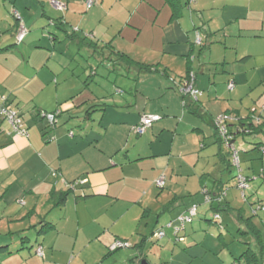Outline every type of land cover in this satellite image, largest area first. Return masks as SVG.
<instances>
[{"label":"crops","instance_id":"crops-1","mask_svg":"<svg viewBox=\"0 0 264 264\" xmlns=\"http://www.w3.org/2000/svg\"><path fill=\"white\" fill-rule=\"evenodd\" d=\"M179 3L173 17L169 0H98L90 10L86 0H0V96L25 115L29 134L10 135L0 122V225L9 224L0 242V264H76L80 258L83 264H152L139 257L148 241V224L142 223L155 207L157 222L170 213L175 222L191 207L198 208L204 197L207 201V194L219 202L218 212H231L230 222L253 238L258 251L247 243L249 248L264 257L263 229L235 207L234 187L221 192L227 183L220 165L225 171H232V165L228 148L213 131L214 118L223 114L232 116V130L247 127L250 111L264 94V0ZM22 20L29 33L16 46L12 40L16 42ZM198 32L202 47L195 43ZM76 55L88 61L79 65L81 74L71 68ZM110 57L118 59L127 78L112 102L105 101L108 91L93 81L96 66L110 67ZM143 65H157L178 78L195 73L203 91L197 114L184 109L171 79L141 70ZM219 66L232 73L212 83L206 72ZM229 82L235 83L233 90ZM90 108L96 111L89 113ZM57 110L56 127L43 126L39 112ZM143 114L163 120L139 136L136 126ZM247 136L239 134L234 143L241 151L263 148L262 143L250 149ZM251 169L247 188L259 195L264 163L261 171ZM161 177L163 189L156 185ZM218 207L211 209L216 213ZM72 233L73 240L77 236L74 245ZM80 235L84 248L73 259ZM116 241L128 246L112 252ZM206 243L194 247L198 243L187 240L179 248L169 240L157 247L156 259L158 264L168 256L165 264H238L231 256L229 261L210 256ZM89 248L99 259L84 257Z\"/></svg>","mask_w":264,"mask_h":264},{"label":"rangeland","instance_id":"rangeland-1","mask_svg":"<svg viewBox=\"0 0 264 264\" xmlns=\"http://www.w3.org/2000/svg\"><path fill=\"white\" fill-rule=\"evenodd\" d=\"M13 11V9H12ZM61 35L65 34L63 31H60ZM14 43L15 42V38H13ZM197 43V40L196 42ZM198 49L200 48L199 45H197ZM76 48L71 47L70 51L72 54L76 53ZM50 55H54V52H50ZM87 55V54H86ZM55 57V56H54ZM84 57H88L85 56ZM114 58V57H113ZM115 59V58H114ZM52 63L53 60L55 61V58L51 59ZM63 61L66 62V60L64 58H62ZM93 64H96V59L90 60ZM88 62L87 59L84 60V58L82 59L81 57L76 55V58L74 59V61L72 62V67L76 68V73L77 74H81L82 71L79 65L80 64H85ZM112 62V60H111ZM110 63V67L112 64V67H114V63ZM98 63V62H97ZM88 64V63H87ZM105 64H99V66L97 65L96 67L99 68V72L97 76L93 75V81H95V83H98L100 85H102L107 91L108 93H105L106 98L105 101H109L112 102L113 98H117L118 94H121V92H119V90H117V87L120 86V83L122 82H127V78L125 77L126 72L123 68L120 69V71L116 72V71H111V68L109 67V65L107 66ZM176 73V72H175ZM209 74L210 81L212 83L214 82H219L221 80H223V78H225L227 75H230V71H224L222 69V67H216V69L213 67L210 68V70L208 72H206ZM88 75H85V77H87ZM175 77V76H174ZM177 79V82L181 79L178 77H175ZM264 99V94L262 95L261 100ZM261 100L256 103L259 104L257 106H255V108H261L263 102H261ZM253 101V100H251ZM107 103V102H104ZM253 103V102H252ZM109 104V103H107ZM243 109V108H242ZM243 112L245 114H247V110H243ZM260 111L258 110L256 115H259ZM254 115L251 114V117H253ZM96 119V118H95ZM59 120V118H58ZM49 121L46 119L44 120V124L43 126H48L49 127ZM51 128H54L53 126H50ZM214 131V128H213ZM215 132V131H214ZM253 137V139H252ZM255 136H247L246 139L248 142H251L250 145V149L256 147L260 144L263 143L264 144V136L262 134H259V138H254ZM241 138V137H240ZM250 138V139H249ZM249 139V140H248ZM255 139V140H254ZM242 141V140H241ZM235 148L239 151V161H240V168H238L237 166L234 165L233 160H232V171H225L224 170V166L220 165V167L222 166L223 169L221 170L220 174L223 173L224 177H225V182L227 183V188L225 189V192H223L224 194L227 193L228 191L233 190L232 187H234V189L238 192L237 195V203L235 204V207L238 209H244V213L246 214L247 217H253L255 222H258L259 226L263 229L264 232V211H260L258 213V215L253 216V208H257L258 207V201L261 200V203L264 204V189L261 190L259 195H256V193H251V190L249 192V188L245 189V194L247 195V198H244L242 195V191L237 189L235 187V185L233 184V182L236 181L237 176L239 174H241L242 176L246 177V175L248 176V174L250 176L249 179V184L251 185L252 181L251 179L253 178L252 176V169L253 167H257L258 171L262 170L263 167V163H264V156L262 154V149H253L254 151H250V152H246L248 149H244L243 151L240 150L239 148V144L237 143L236 145L234 144ZM264 148V146H263ZM219 167V169H220ZM221 167V168H222ZM224 170V171H223ZM216 171V168H215ZM248 173V174H247ZM222 175V174H221ZM233 176H236L235 178H233ZM233 184V185H231ZM160 194L163 193V191L161 190V192H159ZM204 197V196H203ZM226 197V195L224 196V198ZM223 200V199H222ZM223 206L225 205V201H222ZM211 206L214 207H218L219 206V202H211V201H206L205 197H204V201L203 203H201L198 206V214L197 216L190 222L185 224L186 229L181 230L177 235H176V231L175 229L178 228V226H181V223L177 222V220L175 222H172V218L170 217L173 213L170 214H166L163 217H161L158 221V217L156 215V207L154 209V213L152 214V216H150L147 220H145L141 226H145L144 228L148 227V241L146 242L145 246L143 248L140 249V251L142 252L141 255H139V257H145L148 258L152 264H158V259H156L157 253H156V249H158L157 247L161 248L162 246H164L165 243H167V241L170 240L171 245H175L176 247L182 248L188 241H196L198 244L194 245V247H197L198 245L201 246V244H203V240L205 241L207 239V242L205 245L206 247L208 246L210 248V252L209 255L210 256H214L217 259H222V260H228L227 256H231L232 257V263L233 260L235 259H241V255L243 254L244 251H246V249L250 247L254 250V251H258L257 250V246L254 243L253 238L250 235H244L241 234L239 232V225L236 224V222H230L231 220V212L225 209H222V211H220L219 214V219L216 221L215 219V212L211 209ZM159 207V206H158ZM2 207H0V215L2 214L3 210L1 209ZM159 209V208H158ZM177 211V210H176ZM175 211V212H176ZM174 212V213H175ZM221 217L223 219V222L221 220ZM1 218V216H0ZM165 218V219H163ZM227 220V222L224 221ZM170 220V223L167 221ZM222 224V227L220 226V224ZM169 224H171V226H169ZM8 225L9 224H2L0 225V242H2V237L5 235L6 233V229H8ZM15 227H16V223H15ZM159 230L163 231L164 233H166V237L164 236L161 239H156V237H154V234L156 232H158ZM75 231V230H74ZM154 233V234H153ZM221 234L223 236V238H225L224 240L221 238V240H219V238L221 237ZM73 233H72V240L71 243L74 245L75 241L77 239V236L75 234L74 240H73ZM82 235H80L79 237V244L77 245L76 248V252L73 253V259H76V256L78 255L79 249H82L84 247H82ZM178 238H181V240H179ZM202 242V243H201ZM200 243V244H199ZM226 243V244H225ZM249 245H248V244ZM214 246V247H213ZM217 246V247H216ZM212 247V248H211ZM125 248V247H124ZM152 249H155V251H153V256H150L149 253L151 252ZM190 248H186L183 251H187ZM78 250V251H77ZM122 250L117 251L116 253H114L113 255L115 256L117 253L121 252ZM137 251V250H136ZM232 251V253H231ZM4 255L1 254L0 258H2ZM112 255V256H113ZM84 257L86 259L89 258H98L99 259V255L96 253L95 250H93V248H89V249H85L84 250ZM170 257H163L164 261L162 264L168 263L170 260H168ZM210 258V257H209ZM72 259V260H73ZM83 258H80L76 264H83L82 261ZM241 264H243V261L240 260L239 261ZM197 264V263H196Z\"/></svg>","mask_w":264,"mask_h":264},{"label":"trees","instance_id":"trees-1","mask_svg":"<svg viewBox=\"0 0 264 264\" xmlns=\"http://www.w3.org/2000/svg\"><path fill=\"white\" fill-rule=\"evenodd\" d=\"M193 1V0H192ZM169 2L171 3V5H172V8H173V17H176V16H178V13H179V9H180V3H179V0H169ZM98 4V0L94 3V5H92L91 7H87V5H86V8L88 9V10H90L91 8H93L95 5H97ZM21 22L24 24V22H23V20L22 21H20L19 22V28H18V31H17V36H18V34H19V30H20V24H21ZM61 24H63V22L62 23H58L56 26L57 27H60L61 26ZM24 27H25V25H24ZM25 29L27 30V28L25 27ZM196 31H199L198 29L196 30ZM29 33V31L27 30V33H26V36H27V34ZM200 35H202V33L201 32H198V37H197V42L199 43V45H201V47L203 46V40H202V37L200 36ZM17 36H16V46H18L19 44H21V43H23L24 42V40H25V38H26V36H25V38H24V40L23 41H21V42H19L18 41V39H17ZM199 39V40H198ZM197 43V44H198ZM16 46L14 47V48H16ZM102 49H104V48H102ZM101 51V53H103L104 52V50H100ZM110 60H112V62L111 63H114V67H112V64H111V71H116V72H118V71H120V69H121V67H119L120 66V64H119V61H118V59L116 60V59H114V58H109ZM124 60V62L126 63H131L130 61L131 60H129L128 58H124L123 59ZM122 64V63H121ZM144 67V69H147V71L149 72V73H159L160 75H162V76H164V77H167L168 79H171V81H172V83L174 84V89L175 90H177L178 92H179V94L181 95V97H182V103H183V107H184V109L185 110H187L188 112H190V114H193V115H196L197 114V112H198V109H199V106H200V102H201V97L203 96V91L202 90H200L199 88H197V86H196V74L195 73H193V72H188V74L186 75V76H184V77H181V79L177 82V79L175 78V77H172V76H170L169 74H168V72H166V71H163V70H160L159 69V66H157V65H147V66H141V70H142V68ZM191 76L192 77H194V81H195V84H194V88L196 89V90H199L200 92H201V95H199V96H197V97H194L192 94H184V93H181V91H180V89L182 88V87H185L184 86V83L186 82V81H189L190 80V78H191ZM230 84H233V88H234V86H235V83L234 82H229L228 83V89L230 90V88H229V86H230ZM233 90V89H232ZM0 108H1V110L3 111V110H5V109H8V108H10L14 113H15V115H16V118L17 119H19L20 120V124L22 125V127H23V129L26 131V134H20V133H18V132H15V130H14V126H13V124L8 120V118H7V116H6V114L5 113H2L1 111H0V122L2 121V122H4V123H6L7 124V126H8V128H9V131H7V133L8 134H10V135H15V136H21V137H28L29 136V134H28V126H27V123H26V121H25V115L17 108V106H15L14 105V103L11 101V100H9V98L7 97V96H0ZM259 109L258 108H253L252 109V111H250V113L251 114H253L254 116L253 117H248L249 118V123H248V126L247 127H244L242 124L244 123L242 120H240L239 122L241 123V127H239V129H238V132H236V131H234V130H232L231 129V125H230V123L232 122V121H230L229 122V128H228V131H229V134H230V136H233V139H232V143L234 144L235 143V141H236V139H237V137H238V135L239 134H241V136L242 137H244L245 135H248V136H255L256 134H260V133H264V118H261V116H262V114L261 115H256V113H257V111H258ZM261 110L262 111H264V109H263V106L261 107ZM94 111H96V109H94V108H90L89 109V113H92V112H94ZM47 115H54L55 116V123L54 124H51V125H49V127L50 126H53V127H56V125H57V123H58V118L60 117V112L57 110V111H55V112H51V113H48V112H44V111H40L39 112V114H38V119H39V121H44V120H46L47 119ZM144 115H151V114H143L142 116H144ZM156 115H158V114H156ZM224 115V114H223ZM227 115H229V114H227ZM141 116V117H142ZM158 116H160V115H158ZM230 117H231V120L233 119L232 118V116L231 115H229ZM141 119V118H140ZM215 119V118H214ZM235 119V118H234ZM48 120V119H47ZM163 120V117L162 116H160V120L159 121H157V122H154L153 124H152V126L149 128V129H151L155 124H157V123H159V122H161ZM257 120H260V123H257ZM140 123V122H139ZM50 124V123H49ZM138 126V125H137ZM213 128H214V130H215V133H216V136L218 137V141L223 145V146H225L226 148H228L227 146H226V143L224 142V140L220 137V135L217 133V131H216V128H215V126H214V124H213ZM148 129V130H149ZM147 130V131H148ZM1 129H0V133H1ZM146 131V132H147ZM244 131V132H243ZM145 134V133H144ZM139 135V134H138ZM139 136H141V135H139ZM260 144H262V143H260ZM228 151H229V157H230V165H232V152L230 151V149L228 148ZM222 193L223 192H225V189H223L222 191H221ZM222 193H219L218 195H219V197H221L222 198ZM214 200V199H213ZM259 203H261V202H259ZM196 206V205H195ZM219 209H220V207H218V209H214L215 211H217L216 213H215V215H217L219 212ZM254 210V209H253ZM260 212V211H259ZM258 212V213H259ZM258 213L257 214H254V212H253V216H256V215H258ZM188 214V212L186 213V214H183V215H181V216H185V215H187ZM219 215V214H218ZM181 216H179L178 218H177V221L179 220V218L181 217ZM251 219H253V217H251L250 218V220H248V221H251ZM214 220H218V219H214ZM160 231V230H159ZM154 234V233H153ZM156 234H157V232L154 234V237H156V239H160V238H158L157 236H156ZM123 242V241H122ZM125 243V242H124ZM3 249H0V251H2ZM241 259H238L237 261H236V263H238V264H241L239 261L240 260H242L243 261V264H264V257H263V255L262 256H260V255H258L257 253H255L252 249H250V248H248V249H246V251H244L243 252V254L241 255V257H240Z\"/></svg>","mask_w":264,"mask_h":264},{"label":"built area","instance_id":"built-area-1","mask_svg":"<svg viewBox=\"0 0 264 264\" xmlns=\"http://www.w3.org/2000/svg\"><path fill=\"white\" fill-rule=\"evenodd\" d=\"M97 0H86V5L87 7H91L92 5H94V3ZM53 5H55V7L57 9L60 10H65V7L63 5L58 4V2H53ZM27 30L24 27V24L21 23L20 24V30H19V34L17 36V39L19 42L23 41L25 36H26ZM199 40V39H198ZM194 77L191 76L189 81H186L184 83L185 87H182L180 89L181 93L184 94H192L194 97H197L199 95H201V92L199 90H196L194 88ZM230 90L233 89V84H230L229 86ZM264 109V106H263ZM0 111L2 113H5L8 120L13 124L14 126V130L15 132H18L20 134H26V131L23 129L22 125L20 124V120L16 118L15 113L10 109H5V110H1ZM50 125L55 123V116L54 115H47L46 116ZM160 120V116L156 115V114H151V115H144L141 117L140 119V123L138 124V126H136V133L139 135H143L144 133H146V131L152 126V124L154 122H157ZM231 121V117L227 114L221 115L216 117L213 120V124L216 128L217 133L220 135V137L224 140V142L226 143V146L230 149V151L232 152V160L235 166H237L238 168H240V161H239V155H238V150L235 148L234 144L231 142L233 139V136H230L228 128H229V122ZM257 123H260V120H257ZM244 132V131H243ZM262 153L264 156V148H262ZM237 188L239 190L242 191V195L244 198H246L245 195V189L248 187L249 181L247 179V177L242 176L241 174H239L237 176ZM165 179L164 177H161L159 179L156 180V185L158 188L163 189L165 187ZM221 199V198H220ZM219 199V200H220ZM213 197L212 196H208L207 194V201H211L212 202ZM254 209V214H257L259 211H264V204L262 203H258V207L257 208H253ZM198 214V208L197 206H193L188 210V214L185 216H181L179 218V223H181V226H178V228L175 229L176 231V235L184 229V226L186 223L192 221ZM215 219H219V215H215ZM169 226H171V224H169ZM156 236L158 238H163L165 236V233L163 231H158ZM179 240H181V238H178ZM128 246L126 243L122 242V241H116L111 247L110 250L116 251L118 249L124 248ZM38 253L42 254V248L40 247L38 249Z\"/></svg>","mask_w":264,"mask_h":264}]
</instances>
